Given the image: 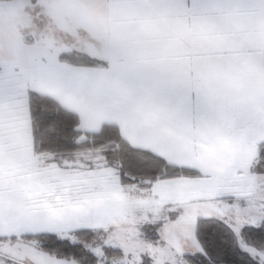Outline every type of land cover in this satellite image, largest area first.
<instances>
[{
	"label": "snow or ice",
	"instance_id": "6c2138e0",
	"mask_svg": "<svg viewBox=\"0 0 264 264\" xmlns=\"http://www.w3.org/2000/svg\"><path fill=\"white\" fill-rule=\"evenodd\" d=\"M22 2L0 264H264V0Z\"/></svg>",
	"mask_w": 264,
	"mask_h": 264
},
{
	"label": "rangeland",
	"instance_id": "374dc122",
	"mask_svg": "<svg viewBox=\"0 0 264 264\" xmlns=\"http://www.w3.org/2000/svg\"><path fill=\"white\" fill-rule=\"evenodd\" d=\"M25 5L22 0L3 1L0 0V31L8 33L13 32L15 35L23 38L24 43L31 44L32 38V27L30 26V16L34 15L31 10H24ZM20 7V10H18ZM57 36L71 40V37H65L64 33L57 32ZM79 38L81 40H89V33L86 29L81 28L79 30ZM8 50L4 49L3 54H7Z\"/></svg>",
	"mask_w": 264,
	"mask_h": 264
},
{
	"label": "crops",
	"instance_id": "0c3cea01",
	"mask_svg": "<svg viewBox=\"0 0 264 264\" xmlns=\"http://www.w3.org/2000/svg\"><path fill=\"white\" fill-rule=\"evenodd\" d=\"M9 1H11V2H13L14 0H9ZM18 10H20V7H19V9ZM24 10L26 11V13L28 12V10H31V8L28 6H26L25 5V7H24Z\"/></svg>",
	"mask_w": 264,
	"mask_h": 264
},
{
	"label": "trees",
	"instance_id": "16d2710c",
	"mask_svg": "<svg viewBox=\"0 0 264 264\" xmlns=\"http://www.w3.org/2000/svg\"><path fill=\"white\" fill-rule=\"evenodd\" d=\"M3 1H9V0H3Z\"/></svg>",
	"mask_w": 264,
	"mask_h": 264
}]
</instances>
